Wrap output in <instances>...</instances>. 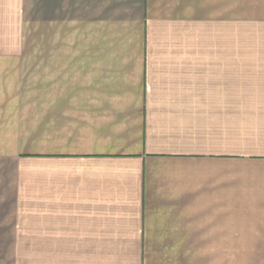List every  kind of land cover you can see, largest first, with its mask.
<instances>
[{
    "label": "crops",
    "instance_id": "0c3cea01",
    "mask_svg": "<svg viewBox=\"0 0 264 264\" xmlns=\"http://www.w3.org/2000/svg\"><path fill=\"white\" fill-rule=\"evenodd\" d=\"M39 15L45 101H22ZM247 22L264 0H0V264L264 250V101L199 89Z\"/></svg>",
    "mask_w": 264,
    "mask_h": 264
},
{
    "label": "rangeland",
    "instance_id": "374dc122",
    "mask_svg": "<svg viewBox=\"0 0 264 264\" xmlns=\"http://www.w3.org/2000/svg\"><path fill=\"white\" fill-rule=\"evenodd\" d=\"M25 48L32 50V57L23 59L28 69L22 79V101H45L44 17L39 15L37 30ZM229 54V72L214 74L212 82L199 81V89L210 87L212 101H264V23L231 26ZM217 253L208 252L207 264H264V250L224 251L223 257Z\"/></svg>",
    "mask_w": 264,
    "mask_h": 264
}]
</instances>
